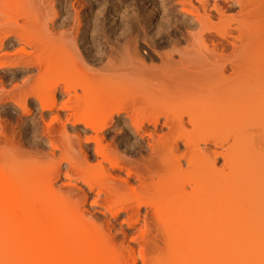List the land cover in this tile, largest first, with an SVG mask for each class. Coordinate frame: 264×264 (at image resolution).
I'll return each mask as SVG.
<instances>
[{"label": "bare ground", "instance_id": "obj_1", "mask_svg": "<svg viewBox=\"0 0 264 264\" xmlns=\"http://www.w3.org/2000/svg\"><path fill=\"white\" fill-rule=\"evenodd\" d=\"M54 1L0 0V72L12 77L36 70L18 83L12 79L10 89L7 79L0 81V101L12 102L18 116L30 113L29 99L40 111L54 112L48 122L40 116L49 149L42 145L45 151L35 156L0 123V264H136L137 257L142 264H264V0H195L197 6L184 0L178 13L190 20L174 26L176 19L166 22L164 15L173 33L161 24L166 33L156 29L153 40L143 30L142 36L113 32L117 38L95 41L86 39L87 20L81 25L73 9L72 27H55ZM58 42L56 53L51 47ZM199 99L224 105L221 130L239 148L227 157L229 188L239 196H219L218 153L209 147L219 140L215 130L202 133ZM188 100L199 115L188 111L185 122L195 124L189 129L197 136L189 129L193 137L182 134L185 122L174 115H159L162 122L151 116L155 103ZM67 124L81 134L69 136ZM61 175L63 188L55 185ZM90 194L92 205L100 203L112 219L124 214L123 224L137 226L131 241L139 250L121 245L122 230L119 243L113 221L87 216L68 202ZM150 237L158 254L144 252Z\"/></svg>", "mask_w": 264, "mask_h": 264}, {"label": "rangeland", "instance_id": "obj_2", "mask_svg": "<svg viewBox=\"0 0 264 264\" xmlns=\"http://www.w3.org/2000/svg\"><path fill=\"white\" fill-rule=\"evenodd\" d=\"M60 1V2H59ZM72 1H74V0H71L70 2H69V0H68V4H67V2H66V0H65V3H63L64 1H62V0H56V2L54 1L53 3L55 4V7H56V10L57 9H59V10H57V16H56V20L54 21V25H55V27H59V25L58 24H61V23H64L65 24V26L63 27V28H65L66 30L67 29H69L70 27H72V25H73V20L75 19V16H76V14H79V17H80V21H81V25H83V24H85L86 23V20H87V25L84 27L83 26V28H82V30H84L85 31V34L87 35V33L89 34L90 32V34L89 35H91V36H89V38L88 37H86V39H90L91 37H93V38H91L92 40L93 39H95V40H97L96 39V37L97 38H99V39H101L102 37H105V38H107V36L109 37V39H112L111 37H113V39L114 38H117L116 36H118L119 37V35L120 36H123V33H124V36H126V35H128V33H127V31H129V35H135V33H136V35H139V36H142L143 35V30H145V35H147V33H149L148 35H150V36H148V37H151V35H154V34H156L158 31H160V30H165V27H167V25H164V23H163V21H164V18L165 17H167V18H165V20H166V22H168L167 20L168 19H170L169 21H171V22H173L174 21V19H176V20H179V21H176L175 20V22L173 23V25L175 26L176 25V22H180V21H183V19L185 18L186 19V21L187 20H190V18L189 17H184L183 16V14L181 15L180 13H178V12H180V7L182 6V3L184 2V0H84V2L82 1V0H80V2H77V1H79V0H75L74 2H72ZM181 1H182V3H181ZM187 1V0H186ZM191 1H193V0H191ZM211 1V0H210ZM71 2L73 3L72 4V6H71ZM83 2V3H82ZM62 3H63V5H62ZM69 3H70V6H67V5H69ZM76 3V4H75ZM79 3L80 4H82V5H84V6H81V5H79ZM195 6H197V3L195 2V0L192 2ZM65 5V6H64ZM75 5V6H74ZM76 5H78V6H81V7H76ZM64 6V8H62ZM68 7L67 9L65 8V7ZM16 8H17V6H15ZM71 7H74V8H71ZM163 7V8H162ZM166 7V8H165ZM13 8V7H12ZM63 10H62V9ZM11 9V8H10ZM22 9H23V6H22V8H21V12H22ZM74 11H73V10ZM138 9V10H137ZM154 9V10H153ZM165 9V10H164ZM14 10V9H13ZM17 10V9H16ZM77 10V11H76ZM148 10V11H147ZM18 11V10H17ZM16 11V12H17ZM19 11H20V8H19ZM18 11V12H19ZM63 11V13H61ZM65 11H67V13L65 12ZM75 13V12H78V13H76V14H74L73 12ZM82 11V12H81ZM151 11V12H150ZM153 11V12H152ZM163 11V12H162ZM65 12V13H64ZM11 13V12H10ZM15 14V13H14ZM17 14H19L20 15V12L19 13H17ZM22 14H23V12H22ZM21 14V15H22ZM113 16H112V15ZM150 14H152L151 16H150ZM176 14H177V16H176ZM13 15V14H12ZM20 15V16H21ZM73 15H75L74 16V19L72 20V18H73ZM81 15V16H80ZM164 15H165V17H164ZM166 15H169V16H166ZM170 15H172V16H170ZM18 16V15H17ZM17 16H15V17H17ZM78 16V15H77ZM174 16V17H173ZM176 16V17H175ZM181 16H183L182 18H181ZM9 17H11V15L9 14ZM9 17H8V19L6 20V21H10L9 20ZM96 17V18H95ZM152 17V18H151ZM170 17V18H169ZM22 18H23V16H22ZM65 18H66V21H65ZM92 18V20H90V19ZM93 18H95V19H93ZM178 18V19H177ZM13 19V18H12ZM16 19V18H15ZM67 19H68V21H67ZM89 19V20H88ZM99 19V21H97ZM182 19V20H181ZM185 19H184V21L183 22H185ZM14 20V19H13ZM19 23H22V21H21V19L19 18V19H16ZM72 20V21H71ZM95 20H96V22H95ZM136 20H138V21H140V22H143L142 24L141 23H139L138 21H136ZM142 20V21H141ZM12 21V20H11ZM21 21V22H20ZM62 21V22H61ZM100 21H102V22H100ZM147 21V22H146ZM70 22H71V24H70ZM97 22H98V24H97ZM101 24H100V23ZM131 22H133L132 24H131ZM137 22L140 24V25H138L137 24ZM67 23V24H66ZM94 23H96V25L94 24ZM102 23L103 24H105V26H103L102 25ZM134 23H136L138 26H136V27H138L137 29H135L134 27H135V25L136 24H134ZM148 24V26H147V24ZM181 23V22H180ZM90 24H93V28L91 27V25ZM161 24H163L165 27H163V25L161 26ZM166 24V23H165ZM108 25V26H107ZM128 25V26H127ZM144 26V27H141V26ZM160 25V26H159ZM179 23H177V26L179 27ZM61 26V25H60ZM147 26V27H146ZM89 27H91V28H89ZM105 27H107L106 29H105ZM127 29V30H125V28ZM133 27V29H131ZM158 27V28H157ZM160 27H161V29H160ZM63 28L61 29V30H63ZM97 28V29H96ZM102 28V29H101ZM143 28V29H142ZM147 30H146V29ZM90 29H92V30H90ZM101 29V30H100ZM128 29H131V30H128ZM156 29H159L158 31L156 30ZM181 29V28H180ZM179 28L177 29V30H180ZM99 30V31H98ZM104 30H105V32H104ZM141 30H142V33H138L139 31L141 32ZM163 30L162 31H160L159 32V34L160 35H162V34H164V33H166V31H164V33H163ZM167 34L168 33H173V31L172 30H170V28L169 27H167ZM147 31V32H146ZM196 31V30H195ZM99 32H100V34H99ZM105 34H104V33ZM107 32V33H106ZM116 33V34H114V33ZM123 32V33H122ZM180 31H178L177 32V35H178V33H179ZM181 32H182V30H181ZM109 33L111 34V35H109ZM119 33H122V35L121 34H119ZM133 33V34H132ZM98 34H99V36H98ZM116 35L115 37H114V35ZM119 34V35H118ZM142 34V35H141ZM158 34V35H159ZM180 34V33H179ZM97 35V36H96ZM102 37H101V36ZM113 35V36H112ZM158 35H155V38L157 39L159 36ZM128 37V36H127ZM154 36H152L151 37V39L153 38ZM90 39V40H91ZM95 40H93V41H95ZM153 40V39H152ZM154 43H155V41H153ZM57 43V42H56ZM54 44L52 47H51V49H53V47H55L54 49H57L56 50V53H58V51H59V46H61L60 44V42H58L59 44ZM56 46H58L57 48H56ZM53 49V50H54ZM145 49V48H144ZM4 50V51H3ZM6 51H8V48H7V50ZM2 52H5V48L4 49H2ZM2 52H0V53H2ZM51 52L53 53V54H55V51L53 52L52 50H51ZM52 53H51V57H53L52 56ZM55 55H57V54H55ZM55 58H58V60L60 59L59 58V56L57 55V57L55 56ZM176 58V59H175ZM54 60L55 59H53L52 61L54 62ZM65 60V59H64ZM178 61V57L177 56H174V58H173V61ZM174 61V62H175ZM62 61H60V62H58V63H60V66L61 65H65L66 66V62H68L67 60L64 62L63 61V64L61 63ZM56 63V62H55ZM155 63V62H154ZM158 63V61H156V64ZM53 64V63H52ZM57 64V63H56ZM155 64V65H156ZM58 65V64H57ZM68 65L70 66H72V62H71V64H69V62H68ZM74 65V64H73ZM153 65V64H152ZM154 65V66H155ZM158 65V64H157ZM175 65V64H174ZM55 67H56V65H54ZM54 66H52V67H54ZM173 66V65H172ZM54 67V68H55ZM66 67H68V66H66ZM66 67H64V68H66ZM174 67L177 69L178 67L177 66H173V67H171V69L173 68L174 69ZM60 68V67H59ZM70 68V67H69ZM75 68L76 69H79L78 71H83V72H80L81 74L83 73L84 74V70H83V68L81 69V68H77L76 66H75ZM58 69V68H57ZM58 70H60V69H58ZM58 70H57V72H58ZM67 70V69H66ZM71 70V69H70ZM21 71V72H20ZM19 72H16V74H13L12 75V77H10V75H8V73L6 74V75H3V72L1 73L0 72V78H1V80L0 81H3V83H5L6 82V85H8V86H6L5 84H4V87L6 86L7 87V89L9 88H11L12 87V85H11V82L13 81L12 79H14V81H17V83H18V80L19 81H21L22 79H21V75L22 74H25L26 75V73L28 74V75H33V74H35L36 72V70L35 69H32V71L31 70H29L30 71V74H29V71L28 70H20ZM53 72H55L54 70H52ZM61 71H63L62 69H61ZM68 71H69V69H68ZM74 71V68H73V70L71 71V72H73ZM75 71H77V70H75ZM24 72H26V73H24ZM60 72V71H59ZM66 72V71H65ZM19 73V74H18ZM61 73V72H60ZM60 73H58V74H60ZM67 74H68V72H66ZM80 73H78V75L80 74ZM62 74H64V72L62 73ZM60 75V76H63V75ZM70 74V73H69ZM72 74V73H71ZM70 74V75H71ZM82 74V75H83ZM20 75V76H19ZM25 75H23L24 76V78L26 77L27 78V75L25 76ZM73 75V74H72ZM77 75V74H76ZM78 75H77V78H79L78 77ZM4 76H5V78H4ZM7 76H9L8 78H7ZM17 76V77H16ZM66 76V75H65ZM69 76V75H68ZM74 76V75H73ZM81 76V75H80ZM18 77H20L19 79H18ZM30 77V76H29ZM70 77V76H69ZM2 78H4V79H2ZM23 78V79H24ZM73 78V77H72ZM74 78H75V76H74ZM73 78V79H74ZM8 80V82H7V80ZM16 79H18V80H16ZM21 79V80H20ZM6 80V81H5ZM10 80V81H9ZM75 80V79H74ZM74 80H73V82H74ZM5 81V82H4ZM13 81V82H14ZM70 81H72V80H70ZM76 81H78V79L76 80ZM76 81L74 82V83H76ZM10 82V83H9ZM7 83H9V84H7ZM13 84V83H12ZM11 85V87H9ZM14 85H15V83H14ZM200 100V99H199ZM193 101V100H192ZM192 101L191 100H188V101H186L185 102V104H184V101H183V104H182V101H177V102H179V105H173V103H175L176 101H173V102H171V106L169 105V103L167 104V102H162L160 105L158 104V103H155L156 105H154V106H152L151 107V109H150V112H151V116L152 117H158L159 115L161 116V114L162 115H164V116H167V117H169V118H172V116L174 115V119H182L183 120V122H185L186 120H188L191 116H189V117H187V112L189 111L190 112V115L191 114H194V113H192V111L193 112H195V110H197V109H195V106H196V108L197 107H199L198 108V110L197 111H199V110H201L202 112H201V123L202 124H204V126H202V125H200L202 128V133H206V134H208L207 132H209V134L210 135H213V132L211 131V130H215L216 131V133H217V135L216 134H214V135H216V138L219 140V145L217 146V147H213L212 145H209V147L210 148H213L217 153H218V163H217V169H218V171H219V176L222 178V185H221V189H220V195L219 196H224L225 194L226 195H228V196H231L232 194L233 195H235V196H239V192L240 191H236V190H234L233 188H229L230 186H229V182H230V180H231V178H230V174H231V171H230V169L228 168V164H227V157L228 156H233L235 153H237L238 151H239V148H235V146L233 145V141H232V137H234V136H229V135H227L224 131H222L221 130V128L222 127H220L221 126V123L223 122V121H225V120H223V119H221V120H223V121H219V115L224 111L223 109H224V105H222V103L220 104V102H217V101H215L214 99H212V100H208V101H206L205 99H204V102H201V101H203V99L202 100H200L199 101V103L197 104V102H198V100L196 101V104L197 105H195L194 106V104H193V106L191 105L190 106V104H192ZM206 101V102H205ZM120 102V101H119ZM176 102V103H177ZM191 102V103H190ZM194 102H195V100H194ZM82 103V102H81ZM85 104H86V102H84ZM84 103H83V105H84ZM163 103H166L165 105H163ZM28 106H29V108L31 109V111H30V113L29 114H27L26 116H18L19 115V111H18V109H16V107L12 104V102H7V103H3V101H0V123H1V127H3L4 128V130L6 131V134L8 135V136H11L12 137V139H14L18 144H20L19 143V141H17V140H20V142H21V148H24V149H21L22 151L24 150V152H25V154H27L28 153V155L29 156H32L31 154H33V156H35L36 154H39L38 152H43V151H45V149L43 150V148H46V150L47 149H49V148H47V147H49L48 145H46L47 144V139H45V138H42L43 136V134L41 135V133H42V130H41V128L43 127L42 125H43V123L42 122H40V116L41 117H43L44 118V120H46V121H44V122H48V120H50V117L54 114V112H51V111H40V107H39V105H38V102L36 101L35 102V100L34 99H29L28 100ZM200 104V105H199ZM81 106H83L82 104H80ZM129 105V104H128ZM159 105V106H158ZM199 105V106H198ZM222 105V106H221ZM178 106V107H177ZM78 107V106H77ZM167 107V108H166ZM192 107H194V108H192ZM201 108V109H200ZM223 108V109H222ZM78 109H80L79 107H78ZM83 110L85 109V106H83V108H82ZM166 109V110H165ZM172 109V110H171ZM189 109V110H188ZM165 112H164V111ZM167 110H168V112H167ZM171 110V111H170ZM80 111H81V109H80ZM79 111V112H80ZM174 111V112H173ZM150 112H149V114H150ZM170 112V113H169ZM221 112V113H220ZM65 112H62V115L64 114ZM173 113V114H172ZM196 113V112H195ZM218 113H220V114H218ZM177 114V115H176ZM180 114H184L183 115V117L181 118V117H179V116H182V115H180ZM196 114H198L199 115V113H196ZM217 114H218V116H217ZM122 115V116H121ZM172 115V116H171ZM158 117V119L160 120V119H162L163 117ZM193 116V115H192ZM222 116V115H221ZM17 117V118H16ZM120 118L121 117H123V114H120V116H119ZM185 117H187L186 118V120H185ZM197 117V116H196ZM165 118V117H164ZM219 118V119H218ZM234 118H236V117H234ZM238 118V117H237ZM17 119L19 120V122L17 121ZM172 120H173V118H172ZM218 120V121H217ZM163 121V120H162ZM161 120H160V122H162ZM233 121H234V119H233ZM19 124H17V123ZM197 122V121H196ZM195 122V123H196ZM227 122V121H226ZM10 123V124H9ZM40 123H42V124H40ZM198 123V122H197ZM20 124H22L21 126H20ZM189 124V125H188ZM186 123L185 122V127L183 128V129H180V131L182 132V134H184L186 137H188V136H192L191 134H189V133H191V132H189V133H187L188 132V130L187 129H189L190 127H193L195 124H193V123ZM59 125V124H58ZM69 124H67L66 126V129H68L66 132L67 133H69L68 135L70 136V134H77V133H79L80 132V128L79 127H76V128H72V127H70V126H68ZM228 125V124H227ZM24 126V127H23ZM26 126V127H25ZM56 126V125H55ZM122 127V124L121 125H118L117 127ZM190 126V127H189ZM199 126V127H200ZM222 126H223V123H222ZM11 127V130L9 129ZM69 127V128H68ZM196 127V126H195ZM205 127V128H204ZM225 127V126H224ZM35 128H37V129H35ZM39 128V129H38ZM227 128V127H226ZM13 129V130H12ZM200 129V128H199ZM200 129V130H201ZM225 129V128H224ZM229 129V128H228ZM264 129V128H263ZM165 130V128L162 130L163 132H166V131H168L167 129H166V131H164ZM190 131L191 130H195V131H193V134H194V136H197V135H199V133L198 134H195V132H196V129H189ZM11 131V132H10ZM177 131V130H176ZM186 131V132H185ZM215 131H214V133H215ZM229 130H227V132H228ZM262 131H264V130H261V135L262 136H264V132H262ZM41 132V133H40ZM198 132V131H197ZM230 132V131H229ZM20 133V134H19ZM40 133V134H39ZM174 134H175V131L173 132ZM259 133V132H258ZM10 134V135H9ZM56 134V132L54 133V136L55 137H57V135H55ZM80 134H81V132H80ZM85 134H87V136L90 134V132H89V134L86 132ZM85 134H82V135H85ZM189 134V135H188ZM231 134V133H230ZM40 135H41V137H40ZM258 135V134H257ZM193 137V136H192ZM259 137V136H258ZM137 138V137H136ZM42 139V140H41ZM24 145V146H23ZM43 145V146H42ZM19 146V145H18ZM38 146H39V149H37L38 148ZM41 146L43 147V148H41ZM45 146V147H44ZM182 145L180 144V149L183 147H181ZM89 148H92V144H89V146H88ZM27 148H28V150H27ZM40 148H41V150H40ZM36 149H37V152H36ZM123 149V148H122ZM122 149H120L122 152H123V150ZM183 149V148H182ZM33 150V151H32ZM40 150V151H39ZM43 150V151H42ZM30 151V152H29ZM23 152V153H24ZM31 152H33V153H31ZM31 153V154H30ZM57 153L59 154V151H56V157L58 156L57 155ZM127 153L128 154H126V151H124V155L127 157V158H131L132 156H134L131 152H129V151H127ZM131 153V154H130ZM131 155V156H130ZM27 156V155H26ZM59 157V156H58ZM135 157H133L132 159H134ZM135 159H137V158H135ZM59 160V159H58ZM57 159H56V161L55 162H57V163H59V161H58ZM61 162V161H60ZM63 165V164H62ZM63 167V168H62ZM61 167V171L62 172H64L65 170L64 169H66V167H65V165L64 166H62ZM122 176H123V174H122ZM62 177V178H61ZM61 177H60V179L58 180V182H56L55 183V185H57V187H59V188H63V182L64 181H66V179H64V177H63V175H61ZM67 182V181H66ZM65 183V182H64ZM59 184V185H58ZM60 184H62V185H60ZM60 186H62V187H60ZM233 189V190H232ZM146 197H148V198H153V197H155V196H146ZM94 197L92 196V194H90V196H88V198L86 199V201H82V199H80L79 197L78 198H76V197H71L70 199H69V203L70 204H72V205H74V204H79L80 205V207L82 208L81 210L83 211V212H86L85 214L87 215V216H91V217H95V219H99L100 221H108L109 219L111 220V222L113 223V228H112V234H116V235H114V236H116V238H117V240L119 241V243L120 242H122L123 240H121V238H122V232L126 235V240L125 241H123L122 242V244L121 245H125V247L127 246V245H130L131 247H133V248H137L138 250H139V243L137 242V244H136V242L134 243V241H131V240H133L134 239V237H135V235L133 234V232L137 229V226L135 227V228H128L127 226H126V224L124 223L123 224V222L122 221H124V214H120L117 218H114V219H112L110 216H109V214L107 213L106 214V211L99 205V204H94V205H92V202L94 201V199H93ZM143 211H144V209H142ZM104 211V212H103ZM142 211V212H143ZM90 212V213H89ZM100 212V213H99ZM105 214V215H104ZM103 215V216H102ZM109 216V217H108ZM109 220V221H110ZM121 230H122V232H121ZM135 233H136V231H135ZM117 236H119V237H117ZM121 237V238H120ZM121 240V241H120ZM155 239L153 238V237H150L149 238V240H148V242L145 244L146 245V247L144 248V252H146V255L148 254V255H155V254H158V250H157V248H156V246H155ZM117 245L118 246H120L118 243H117ZM136 250V249H135ZM138 250H136V251H138ZM137 254V253H136ZM137 256H138V254H137ZM137 260H138V262L136 263V264H142L141 262H140V259L137 257Z\"/></svg>", "mask_w": 264, "mask_h": 264}]
</instances>
